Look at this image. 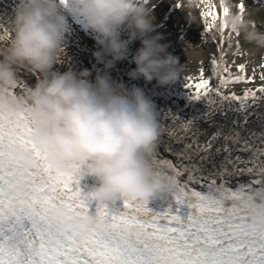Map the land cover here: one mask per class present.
<instances>
[{
    "label": "snow or ice",
    "instance_id": "obj_1",
    "mask_svg": "<svg viewBox=\"0 0 264 264\" xmlns=\"http://www.w3.org/2000/svg\"><path fill=\"white\" fill-rule=\"evenodd\" d=\"M258 2L264 6V0ZM201 5L203 42L208 41V33H219V56L211 55L209 75L201 67L197 77L184 80L189 99L203 101L210 111L187 120L166 114L174 127L168 131V141L161 139L158 144L175 162L163 156L158 145L149 154L157 177L177 178L170 187L177 207L158 213L148 202L124 198L120 207L98 204L91 215L94 223L88 227H72V220L90 215L92 196L82 192V178L47 162V155L32 140L29 106L10 112L0 105V264H264V226L254 225L249 213L253 197L264 200V133L250 132L246 138L240 131L248 123V108L264 101V84L244 89L242 96L227 91L236 83L254 82L255 70L247 76L246 63L226 60L224 44L230 48L239 36L224 22L230 7L223 0L219 10L212 0H200ZM238 9L243 17L244 0ZM2 31L0 41L6 43L12 32ZM234 55H243L239 47ZM260 67L264 69V64ZM260 80L264 81V71ZM17 86L15 82L9 88L10 95L17 96ZM231 103L239 104L234 110L244 114L243 121L234 120L228 132L217 126L201 142L204 133L197 124L202 120L214 125L212 112L226 115L225 105ZM256 139L261 146L254 144ZM13 145L30 152L35 166L22 167L11 151ZM216 157H222L219 163ZM245 176L247 180L239 179ZM61 209L67 213V224L57 215Z\"/></svg>",
    "mask_w": 264,
    "mask_h": 264
},
{
    "label": "clouds",
    "instance_id": "obj_2",
    "mask_svg": "<svg viewBox=\"0 0 264 264\" xmlns=\"http://www.w3.org/2000/svg\"><path fill=\"white\" fill-rule=\"evenodd\" d=\"M223 4L230 7L224 19L228 28L264 48V31L253 27L247 15L233 11L230 0ZM199 6L200 0H186L188 9ZM69 15L81 18L99 37L102 46L94 56L106 70L127 57L130 41L139 40L142 46L133 56L136 67L130 78L164 86L182 77L184 64L161 43L162 34L152 35L156 18L144 0H19L10 23L12 37L0 47V105L10 112L29 106L36 147L54 169L94 178L98 184L91 196L99 204L124 198L149 202L177 181L175 176L157 177L149 160L164 132L156 105L143 88L114 82L107 72L98 73L93 82L88 69L53 71L65 55ZM187 18L195 22L191 13ZM122 32L128 40L121 38ZM16 65L42 74L19 97L8 91L17 80ZM11 151L22 167L35 166L32 154L21 146L13 145ZM249 213L254 225L264 226V200L253 197ZM57 215L69 223L62 209ZM93 223L94 217L88 215L70 225L86 228Z\"/></svg>",
    "mask_w": 264,
    "mask_h": 264
},
{
    "label": "bare ground",
    "instance_id": "obj_3",
    "mask_svg": "<svg viewBox=\"0 0 264 264\" xmlns=\"http://www.w3.org/2000/svg\"><path fill=\"white\" fill-rule=\"evenodd\" d=\"M216 4L217 9H220L219 0H212ZM240 0H230L233 11H239L238 4ZM19 0H0V36L3 35L2 28H7L11 31L10 23L12 17L15 14L17 4ZM245 3V15L255 22L256 27L261 31H264V6H262L258 0H244ZM177 4L180 7H177ZM146 5L152 9L155 16L156 33L162 34L164 39L161 43L169 45L168 51L177 56L183 65L182 77L178 82L171 85L161 86L157 81L151 82L145 81L143 78L133 80L130 78L129 73L136 65L133 61V56L136 51L142 46L139 40L130 41L129 53L123 60L117 61L115 66L106 70L103 64L96 61L94 52L97 51L102 45L99 37L87 28L86 23L75 16L69 15L70 29L66 33L65 42V55L54 65L55 72H66L73 70L77 73L83 69H88L91 73L89 79L95 81V77L98 73L103 74L107 72L114 82H123L127 87L131 88L133 85L139 86L144 89L148 98H150L156 105V111L159 115L160 122L164 128V132L160 140L168 141V131L174 127L171 116L165 119L166 114L171 113L181 119H190L196 116L201 111H210L206 109L203 101L195 102L190 105L188 102L189 91L185 87V77H197L199 75V69L204 67L207 73L210 74L211 64L210 57L212 54L219 56L217 49V42L220 41V34L213 31L208 33V41L204 40V20L200 13L205 10L203 5L195 9H188L186 7V0H147ZM191 13L195 17V22H191L187 17ZM210 19V18H209ZM225 36L228 35L226 30ZM122 39L128 40L126 32H122ZM214 38V39H213ZM7 42L0 41V47L7 45ZM237 47L243 55H234L237 51ZM226 52V60L229 64L235 61V64L246 63V74L252 76L253 70H255V81L248 83H236L232 85L227 91L235 92L237 95H243V90L246 88H258L264 81L260 80V74L264 69L260 67L262 61L264 62V56L260 58L258 51L264 54V48H257L252 44L247 43L243 36L239 34L238 37L232 42L229 48L227 42L224 44ZM194 58V60L190 59ZM183 60L187 61L184 62ZM17 69V87L15 92L25 93L30 87H34L35 83L42 78V74L39 72H33L28 68L21 65H16ZM19 69V70H18ZM57 69V70H56ZM232 72L237 71L236 67H232ZM34 81V83H30ZM215 85V81L212 82ZM257 95H260L257 93ZM218 100V98H215ZM239 108L238 103H231L225 105L224 111L227 113L223 115L221 111H215L211 114V121L214 125L210 126L209 123L200 121L197 124V128L200 129L204 135L199 138L201 142H204L208 136L217 130V126H221L224 132H228L233 126L234 120L243 121L242 113L236 112L234 109ZM248 123L241 126L240 131L244 137H248L250 132L257 134L264 133V101H258L256 104L248 108ZM180 121H176L175 124L179 125ZM222 144V141L218 142ZM256 146H261L260 141L256 139L254 141ZM174 148H179L181 145L173 144ZM160 153L175 162V157L164 152L163 144H158ZM222 157H216V162L219 163ZM211 167V165H209ZM93 179L89 180V187L92 188L94 183Z\"/></svg>",
    "mask_w": 264,
    "mask_h": 264
},
{
    "label": "rangeland",
    "instance_id": "obj_4",
    "mask_svg": "<svg viewBox=\"0 0 264 264\" xmlns=\"http://www.w3.org/2000/svg\"><path fill=\"white\" fill-rule=\"evenodd\" d=\"M258 55L260 56V58L261 57H263L264 56V54L261 52V51H258ZM190 59H192V60H194V58H190ZM262 60H264V59H262ZM184 62H187V61H185V60H183ZM262 64H264V62L262 61ZM54 69V68H53ZM19 70V69H18ZM57 70V69H56ZM207 75H209V73H207ZM30 83H34V81H30ZM36 84V83H35ZM15 92V91H14ZM15 94L16 95H18V96H22L23 95V93H20V92H15ZM188 103L190 104V105H192V104H194L195 102H198V101H194V100H190V99H188ZM239 105V104H238Z\"/></svg>",
    "mask_w": 264,
    "mask_h": 264
}]
</instances>
